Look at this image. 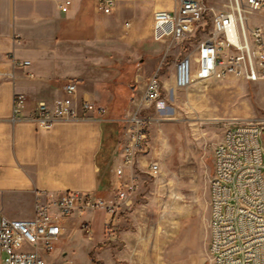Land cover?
<instances>
[{"label": "crops", "instance_id": "1", "mask_svg": "<svg viewBox=\"0 0 264 264\" xmlns=\"http://www.w3.org/2000/svg\"><path fill=\"white\" fill-rule=\"evenodd\" d=\"M179 1L119 0L106 13L99 10L98 0H71L65 11L60 6L65 0H0V211L4 215L32 217L37 191L74 189L105 196L109 184L115 194L114 153L123 129L117 118L129 107L126 84L132 78L115 62H131L151 50L147 41L153 38L154 10L175 9ZM205 1L216 9L225 2ZM120 17H126L124 22ZM13 59H28L30 64L15 66ZM68 79L77 82L78 100L87 97L105 107L106 113L90 112L86 118L59 119L49 128L39 127L29 117L32 107L38 100L52 103L67 95L63 85ZM15 93L27 97L24 113L17 119L12 109ZM110 133L116 140L105 149L103 142ZM149 157H139L136 171H146ZM108 214L98 210L67 218L56 242L63 246L46 255L47 263L73 253L76 245L70 239L80 235L87 238L81 247L91 262L95 247L103 245ZM85 220L101 234L94 236L92 229L91 237L85 235L80 228ZM135 234L129 227L121 231L128 264H142L139 255L130 254L140 248Z\"/></svg>", "mask_w": 264, "mask_h": 264}, {"label": "built area", "instance_id": "2", "mask_svg": "<svg viewBox=\"0 0 264 264\" xmlns=\"http://www.w3.org/2000/svg\"><path fill=\"white\" fill-rule=\"evenodd\" d=\"M119 0H98L99 10L112 11ZM71 0L61 9L67 10ZM255 13H264V0H225L216 9L205 0H180L175 9H155L153 38L176 45L188 39L210 21L207 37L198 41L196 52L182 56L176 63L174 83L186 88L195 81L236 76L251 81L264 80V23L253 22ZM15 66L30 60L13 59ZM32 75V73H30ZM67 95L52 103L38 100L29 113H106L95 101L77 98L78 85L68 79L63 85ZM161 79L157 72L146 81L141 95L129 99L125 113H147L160 98ZM27 97L13 96V113H24ZM122 138L114 153L112 184L114 198H103L92 191L68 189L60 192L37 191L35 212L30 218H10L0 211V264H48L73 214L104 210L113 215L132 202L138 187L135 166L140 156L151 151L149 129H121ZM210 178V215L208 249L213 264H264V129H225L213 151ZM152 155L146 172H160ZM92 235L90 221L80 225ZM108 221V234L114 233Z\"/></svg>", "mask_w": 264, "mask_h": 264}, {"label": "rangeland", "instance_id": "3", "mask_svg": "<svg viewBox=\"0 0 264 264\" xmlns=\"http://www.w3.org/2000/svg\"><path fill=\"white\" fill-rule=\"evenodd\" d=\"M125 18L120 20L124 22ZM250 18L264 23V13ZM210 29L207 21L176 45L151 38L147 41L151 50L131 62H115L132 74L126 84L130 92L127 102L131 94H142L151 74L157 72L160 76V98L146 113L151 117L147 125L151 152L146 156L152 155L159 161L160 172L152 176L141 169L136 171L140 173L139 185L132 202L121 206L117 213L108 214L103 245L95 247L92 253L96 261L90 262L81 247L87 238L80 235L70 239V244L76 245L75 251L54 264H128L122 254L125 245L121 236L126 227L136 233L140 242V248L131 249L130 254L139 255L142 264H213L208 242L214 147L228 127L264 118V80L229 76L176 87L177 61L196 52L198 41L207 37ZM106 189L107 195L99 197L114 198L109 184ZM111 220L117 222L110 235L106 224ZM92 227L94 236L101 234L97 227ZM61 246L55 244V248Z\"/></svg>", "mask_w": 264, "mask_h": 264}, {"label": "bare ground", "instance_id": "4", "mask_svg": "<svg viewBox=\"0 0 264 264\" xmlns=\"http://www.w3.org/2000/svg\"><path fill=\"white\" fill-rule=\"evenodd\" d=\"M14 114L13 119H17V115L20 113ZM89 116L91 115L87 113H31L29 117L36 121L39 127L49 128L59 119L70 120ZM119 120L124 124V129H147V125L151 123V117L146 113H125ZM227 129H264V118L239 123Z\"/></svg>", "mask_w": 264, "mask_h": 264}, {"label": "trees", "instance_id": "5", "mask_svg": "<svg viewBox=\"0 0 264 264\" xmlns=\"http://www.w3.org/2000/svg\"><path fill=\"white\" fill-rule=\"evenodd\" d=\"M114 133H110V136H109V138H105V140H104V142H103V148H107L108 146H109V144L110 145H112V143H113V141L115 142V140L116 139H113L114 137ZM91 258H92V261H96V258L94 257V256H92V254H91Z\"/></svg>", "mask_w": 264, "mask_h": 264}]
</instances>
